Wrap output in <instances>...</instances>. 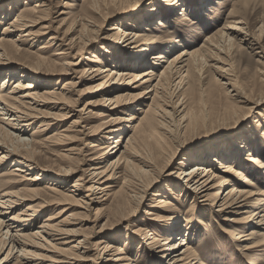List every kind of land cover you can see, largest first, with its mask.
<instances>
[{
    "label": "bare ground",
    "instance_id": "1",
    "mask_svg": "<svg viewBox=\"0 0 264 264\" xmlns=\"http://www.w3.org/2000/svg\"><path fill=\"white\" fill-rule=\"evenodd\" d=\"M47 1L23 0L24 6L0 32V76L6 74L0 87V122L3 123L0 126V168L5 169L0 177H7L0 179L4 182L0 185V251L7 248L0 258V264H83L82 261L86 260L94 264L88 254L92 249L97 251L96 258L112 256L117 249L113 257L101 259L110 261L109 264H205L193 243L202 238L200 226L207 225V214L209 219L223 215L222 219L231 227H250L247 232L230 230L223 225L221 228L223 233L233 232L231 239L242 254L247 255L259 247L262 248L258 250H264V236L261 240L257 239L259 232L264 230V157L255 156L252 151H256V147L240 140L227 145L226 152L218 156L212 148H204L177 162L163 186L153 189L151 199L154 202L144 211L145 217L131 225L134 226L131 229L133 234L144 236L143 240L130 236L110 241L101 238L92 247L85 236L78 238L79 233L70 220L74 214L67 212L72 206H79V203L85 207L104 206L114 193L112 179L118 177L123 179L122 182L126 176L131 177L137 191L111 197L108 204L111 209L132 202V212L145 200V191L151 183L148 177L157 167L168 166L177 148V145H172L176 142V134L180 140V134L186 132L193 120L190 119L187 96L195 93L191 91L196 85L194 78L198 76L199 66L206 60H214L208 65L217 76L214 80L216 87L205 86L200 94L210 97L220 91V96L225 99L224 109H232L225 115L229 117L226 119L248 109L231 129H235L258 108L261 103L251 102V91H244L233 77L231 62L219 57L227 41L229 46L241 43L253 46L244 22L237 19L223 26V31L218 29L205 37L198 47L183 46L175 54H170L171 50L181 44L165 46L158 44L154 36L144 34V30H149L150 17L149 21L140 20L139 26L133 29L126 28L121 22L113 23L105 28L101 39L114 41L103 47V51L113 56L112 50L118 49L130 55V60L125 56L123 62L119 63L128 67L117 69L118 64L115 63L85 67L79 72L78 81H74L76 75L65 78L60 87L53 89V82L56 84L60 76L75 70L70 65L81 62L58 63L55 55L67 52L57 47L52 54L43 55L45 49L51 46L48 43L54 45L60 39L56 34L43 42L36 53L31 54L25 48L27 43L32 46L39 41L50 26L44 24L46 11L49 10ZM207 1L210 0L201 4L202 10ZM178 2L174 0L173 6ZM109 4L116 3L114 0H81L76 4L63 0L62 8L77 9L60 22L64 26L71 18L73 26L69 31L77 32V35L70 37L71 48L79 42L81 51L82 46L96 40L88 38L86 33L103 22L107 15L116 13ZM157 10L156 7L149 9L151 14L158 17ZM182 10L186 12V9ZM61 13L66 12L61 10ZM5 17L1 15L0 23ZM181 19H184L183 16ZM38 24L40 26L35 30ZM143 24L146 25L144 29ZM157 25L164 24L159 19ZM62 45L60 43L58 47ZM215 50H219V56L218 53L215 55ZM92 61L104 63L98 56H94ZM5 66L19 67L21 73L14 75V71ZM259 73L264 77V69ZM98 77L102 79L97 86L86 87L88 99L81 108L102 107L94 113V118L100 120L99 124L79 131L82 138L88 140L84 155L89 166L83 170L82 177L74 179L71 188H68L72 172H51L46 165L41 168L38 164L41 150L38 147L40 143L49 142L54 146L62 143L66 137L62 131L68 130L59 126L64 119L76 114H71L74 109L68 108L74 100L72 96L76 94V85ZM126 78L125 84L113 85ZM144 98H150V101L141 104V107H145L138 109L140 104L137 103ZM124 110L132 112L120 115ZM78 118L81 119V116ZM37 120H41L40 128L27 137ZM76 123L78 121L73 120L71 125ZM49 127L53 130L52 134L46 135L47 131L43 134ZM156 127L160 128L158 133ZM193 131L196 129L187 133ZM259 137L264 142V132ZM251 168L253 170L249 171ZM257 174L262 178L259 182H256ZM42 181L48 182L40 186ZM10 185L12 188L8 189ZM162 189L167 192H162ZM82 190L86 193L80 195ZM188 199L194 202V207L184 211L181 206ZM20 203L24 204L23 208L13 212ZM46 211L50 212L43 215ZM66 212L67 215L63 216ZM40 216L43 218L38 220ZM121 242L125 245H119ZM42 251H50L51 255ZM37 259L39 262H36Z\"/></svg>",
    "mask_w": 264,
    "mask_h": 264
},
{
    "label": "rangeland",
    "instance_id": "2",
    "mask_svg": "<svg viewBox=\"0 0 264 264\" xmlns=\"http://www.w3.org/2000/svg\"><path fill=\"white\" fill-rule=\"evenodd\" d=\"M17 0H0V18L1 15H6V17L0 23V32L5 26L6 22L15 16L16 12L20 11L24 6L23 0H18V4L15 5ZM20 1V2H19ZM34 0H32L33 2ZM71 2H75L79 4L81 0H69ZM179 2L175 7L178 8V11L175 15H171L169 12H165L163 10L159 11V15L151 14L149 11L150 8L146 6H142L144 0H114V5L109 4L110 9L114 10L116 13L112 15H107L103 22L98 24V26L92 28L91 31H87L86 36L88 38H96L92 43H88L86 46H82L80 51L81 43L77 42L75 47L70 46L69 41L70 37H74L77 35V32L69 31L71 30V21L63 24H60L63 18L69 16L70 12H73L77 9H73L72 7L62 8L61 4L63 0H48L49 10L46 11V21L44 24L50 25L46 30V33L39 38V41L33 43L32 46H29L30 43H27L25 48L31 53H36V49L39 48L40 45L44 44L43 42L47 41L50 36L58 35V37L62 40H58L56 44L48 43L51 46L46 48L43 55H50L53 53L54 48H61L64 50L65 54L55 55L54 59L58 60V63L63 64V62H68L72 64L73 62H81L78 65H70L69 67H75L74 71L68 75L60 76V80L55 84H52L53 89L60 87L65 78H72L76 75L74 81H78V76L85 67L94 65H117V69H123L126 64H119L123 62V57L127 56V60H130L132 57L123 51H119L118 49H113L112 54H107L103 50V47L109 46L113 43L114 40L107 41L106 39H101L105 32V28L110 26L113 23L121 22V24L125 25L126 28H137L139 26L138 22L140 20H148L150 17L151 24L147 26L149 30H144L145 35H152L156 38L158 44H163L165 46H172L173 44H181L180 47H176L171 50L170 54H175L177 51L181 50L183 46L185 47H198L201 43L204 42L205 37L211 35L218 29L223 31V26L230 25L233 21L244 22V26L247 27L248 38L252 42V47L246 44H238L235 46L228 45V41L225 44L224 49L220 50L221 53L215 50L217 56L227 58L230 64L232 65V74L235 77L236 81L240 85V87L245 91L250 90L252 94L251 102L261 103L258 108L264 106V77L263 74H260L259 71L264 69V0H210L205 2V9H203V1L205 0H178ZM202 1V2H201ZM148 4L152 3V0H147ZM210 2V3H209ZM209 3V4H208ZM108 7V6H107ZM202 7V8H201ZM182 9H186L183 11ZM61 10H64L66 13H60ZM182 14L181 13H184ZM152 15V16H151ZM73 16V15H72ZM183 16L184 19L180 18ZM160 17H165L166 19L170 18V23L173 27H169L167 22H162ZM186 18V19H185ZM161 20L164 25H157V21ZM184 20V21H183ZM149 21V20H148ZM61 27H60V25ZM138 24V25H137ZM40 25L38 24L34 29L37 30ZM63 26V27H62ZM146 27L145 24L142 25L144 29ZM77 29V28H76ZM72 32V33H71ZM233 35V34H230ZM66 38V39H65ZM215 40V39H214ZM236 42H238L236 40ZM60 43H63L61 47H58ZM174 46V45H173ZM227 46V47H226ZM232 47V48H231ZM230 48V49H229ZM79 53V54H78ZM123 53V54H122ZM125 54V55H124ZM224 54V55H223ZM98 56L104 63H95L92 61L94 56ZM150 55V53H149ZM213 55L212 57H217ZM53 57V55H51ZM59 56V57H58ZM225 56V57H224ZM131 57V58H130ZM96 58V57H95ZM81 60V61H80ZM114 61V62H113ZM214 60L210 59L206 60L203 64H201L198 68V76H195L194 80L196 85L194 89L191 91L195 93H190L187 96V105L190 111V119L193 120L190 123L186 132L180 134L179 136H175V141L172 145H177L175 150V155L171 158L168 166H164L163 168L157 167L154 173L148 177L150 180L149 188L147 189L145 200L137 205V208L134 211H130L132 202H128L123 207L117 209H111L108 204L111 197L117 195L118 193H134L131 190L137 191V187L132 181L131 177L126 176V180L124 182L122 178L118 177V179H112V184L114 185L112 196L108 197L107 202L104 206L100 205H92L90 207H85L82 203H79V206H72L68 209L67 212H71L74 214V218L70 220L73 222V227L77 229L79 233L78 238L86 237L87 242L92 244V247L95 246L96 242L100 241L101 238H107L110 240H119L124 236L137 237L139 240H143L144 236L138 237L133 234L131 229L134 226H131L133 222H138L141 218L145 217L144 211L150 208V204L154 202L151 196L153 189H159L163 186V183L166 182V178L169 176V171L173 170L177 166V162L182 160V158L186 155H189L196 151H202V149L207 148V150H213L217 152V156L219 154L225 153L226 147L229 144H233V141L240 140L246 145L255 146L256 151H252L255 156L264 157V142H261V138L254 131L249 130L250 127H254L255 129H259L261 127L260 121L253 119L252 125H246V129H242L239 133L235 132V129H231L235 121L240 118V116L248 109H244L240 115H237L233 118L226 119L225 115H228L232 109L227 108L224 109L225 99L220 96V91L215 92L213 96H204L200 94V91L203 90L205 86L216 87L215 86V78L217 77L212 67L208 64L213 63ZM5 68L11 69L14 71V75L20 74L21 71L18 69L19 67H7ZM6 74H2L0 76V87L2 83V78H4ZM263 77V78H262ZM13 78V80H15ZM102 78H96L91 81H84L82 84H77L75 87V92L73 97V101L69 103L68 108L74 109L71 111V114H75L72 117H67L64 119V122L59 126L60 129L67 128L68 131H62L65 133L66 137L62 141V143L57 145H51L48 143H40L39 149L41 150L39 154L41 155L39 166L43 168V166H48L51 172L58 171L63 172L70 170L72 173L69 178L70 185L68 188H71V184H73V180L79 177H82L83 170H85L89 165V161H87L85 152H86V143L88 140L82 138V135L79 131L85 130L87 127H96L99 124L97 118H94V115L98 110H100L101 106L91 107L90 109L81 110L83 105L85 104L88 96L86 95V87L88 86H97L98 82ZM217 79V78H216ZM118 82V80L116 81ZM127 82V78L125 80H120L117 84H125ZM210 83H212L210 85ZM136 83H134L135 85ZM205 84V85H204ZM202 89V90H201ZM230 89V88H229ZM7 91V89H5ZM220 92V93H219ZM199 93V94H198ZM233 93V92H232ZM218 94V95H217ZM216 96V97H215ZM205 97V98H204ZM221 97V99H220ZM221 102H220V100ZM150 101V98H144L140 100L137 104L138 109L144 108L141 107V104H147ZM217 102V103H216ZM250 105V104H249ZM169 109L166 105H162ZM132 110H124V113L120 115H127V113H131ZM95 113V114H94ZM106 114L111 115L110 113L105 112ZM252 114H249L245 118L251 117ZM81 116V119L78 118ZM256 116L264 119V112H256ZM244 118V120H245ZM224 119V121L220 120ZM73 120L78 121L75 125H71ZM243 120V121H244ZM41 120H37L32 129H29L27 137H30L32 131L40 128ZM241 121V122H243ZM240 122V123H241ZM3 123L0 122V126ZM70 125V126H69ZM85 126V127H84ZM199 128V129H197ZM196 129L191 134L187 132L189 130ZM46 135L52 134L53 130L49 127L46 132ZM160 131L159 127H156V133ZM127 132V131H126ZM39 133V132H38ZM234 133V134H229ZM37 134V133H36ZM35 134V136H36ZM184 135H186L184 137ZM38 136V135H37ZM45 136V135H44ZM178 143V144H176ZM255 143V144H253ZM41 145V146H40ZM59 145V146H58ZM219 151V152H218ZM167 153V152H166ZM54 154V155H53ZM169 154V152H168ZM167 157V155H166ZM12 165V163H10ZM9 166V165H8ZM0 174L5 169L0 168ZM256 169V168H254ZM253 169H249L252 171ZM162 171V172H161ZM161 172V173H160ZM133 173V172H132ZM261 175V174H260ZM28 176V175H27ZM256 182H259L262 178L259 174L256 175ZM262 177L264 175L262 174ZM120 178V179H119ZM0 179H7V177H0ZM264 180V178H263ZM46 182H41L40 186L47 184ZM4 184L3 181H0V185ZM50 185V184H49ZM264 188V186H262ZM8 189L12 188V185L7 186ZM61 188V187H60ZM162 192H167L165 189H162ZM86 193L85 190H82L80 195ZM134 201V200H133ZM193 204L190 199L187 202L182 204L181 209L184 211L187 208L193 209ZM24 204H19L13 212H17L21 208H23ZM62 207V205H60ZM50 211H46L43 215L49 213ZM67 212L63 215H67ZM213 214V213H212ZM61 216L60 218H62ZM207 225L200 226L201 231V240L194 241L193 246L194 249H199L198 253L200 254L202 261L205 264H251L253 261H257L258 264H264V250H258L262 247L257 248V250L249 252L247 255L239 252L238 247L235 242L231 239L233 237V232L223 233L221 231L222 225L226 226L227 229L235 230L239 229L238 227H231L232 225H228L226 221L222 218L223 215H219L218 217H213V219H209V214ZM43 217H39L38 220ZM59 218V219H60ZM241 226V225H240ZM33 228V227H32ZM250 227L240 228L239 230L243 232H247ZM264 230H261L257 239H262ZM209 239L212 240V243L206 244L205 242ZM63 240V239H60ZM74 242V241H73ZM72 243V242H71ZM121 242L119 245H122ZM125 245V244H123ZM49 248V247H48ZM47 248V249H48ZM48 250H52L48 249ZM117 249L112 252L115 255ZM7 252V248L2 249L0 251V258ZM38 252H41L38 251ZM97 252V251H96ZM95 249H92L88 252L89 258H91L95 263L94 264H109L110 261H101V259L113 257L111 254L103 255L102 258H96ZM42 253L46 255H51V252L42 251ZM108 260V259H106ZM39 262V259L36 260ZM83 264H92L91 260L82 261ZM78 264V263H77Z\"/></svg>",
    "mask_w": 264,
    "mask_h": 264
},
{
    "label": "snow or ice",
    "instance_id": "3",
    "mask_svg": "<svg viewBox=\"0 0 264 264\" xmlns=\"http://www.w3.org/2000/svg\"><path fill=\"white\" fill-rule=\"evenodd\" d=\"M174 0H152L151 4H148L147 0H144L142 6H146L148 8L156 7L159 10H163L165 12L171 13V15H175L178 11V8L173 6ZM162 22H167L169 24V27H173V25L170 23V18L166 19L165 17H160ZM256 112H264V106H261L260 108H257L253 111L251 117L245 118V120L241 123H239L235 129L236 133H239L242 129L245 128L246 125L251 126L252 120H258L260 121L261 127L259 129H255L254 127H250L249 130L254 131L257 135H259L260 132H264V119H261V117L256 116ZM234 134V133H229ZM206 244L212 243V240L209 239L205 242ZM163 264V262H161Z\"/></svg>",
    "mask_w": 264,
    "mask_h": 264
}]
</instances>
